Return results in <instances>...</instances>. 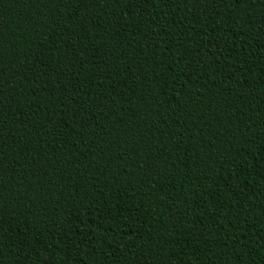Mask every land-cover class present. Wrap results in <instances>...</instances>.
I'll list each match as a JSON object with an SVG mask.
<instances>
[{
  "label": "trees",
  "instance_id": "trees-1",
  "mask_svg": "<svg viewBox=\"0 0 264 264\" xmlns=\"http://www.w3.org/2000/svg\"><path fill=\"white\" fill-rule=\"evenodd\" d=\"M0 264H264V0H0Z\"/></svg>",
  "mask_w": 264,
  "mask_h": 264
}]
</instances>
